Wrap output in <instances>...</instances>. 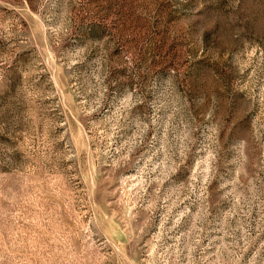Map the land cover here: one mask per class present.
Here are the masks:
<instances>
[{
	"label": "rangeland",
	"instance_id": "374dc122",
	"mask_svg": "<svg viewBox=\"0 0 264 264\" xmlns=\"http://www.w3.org/2000/svg\"><path fill=\"white\" fill-rule=\"evenodd\" d=\"M0 264H264V0H0Z\"/></svg>",
	"mask_w": 264,
	"mask_h": 264
}]
</instances>
